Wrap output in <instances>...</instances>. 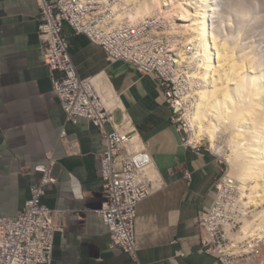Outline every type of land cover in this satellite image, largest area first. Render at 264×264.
<instances>
[{
    "label": "crops",
    "instance_id": "obj_1",
    "mask_svg": "<svg viewBox=\"0 0 264 264\" xmlns=\"http://www.w3.org/2000/svg\"><path fill=\"white\" fill-rule=\"evenodd\" d=\"M38 16L36 0H0V216L23 208L32 168L51 150L57 182L45 187L41 201L62 210L64 228L54 234L50 264H218L200 247L197 214L214 198L222 163L183 144L156 78L121 60L108 63L100 46L74 34L69 52L79 75L104 74L115 93L110 101L115 120L127 115L161 180V187L137 205L138 260L109 246L108 228L97 213L104 202L102 139L83 117L65 121L42 57ZM62 128L71 143L60 141Z\"/></svg>",
    "mask_w": 264,
    "mask_h": 264
},
{
    "label": "bare ground",
    "instance_id": "obj_2",
    "mask_svg": "<svg viewBox=\"0 0 264 264\" xmlns=\"http://www.w3.org/2000/svg\"><path fill=\"white\" fill-rule=\"evenodd\" d=\"M79 2L95 6L100 16L90 32L97 41L106 40L101 38L104 33L123 30L124 36L127 29L144 31L150 24V41L130 40V50L118 48L117 37L107 41H114L116 53L130 55L139 68L162 60L161 52L152 47L161 41L174 53L173 72L179 75L181 90L174 107L180 114L185 109L186 143L196 149L205 140L210 153L219 154L227 165L215 182V201L222 202L221 220L229 240L224 249L255 251L264 243V0ZM79 21L84 23L81 17ZM161 68L167 70L165 65ZM91 81L102 104L112 110L115 93L104 74ZM222 135L225 143L220 145ZM153 165L146 171L158 186L161 180Z\"/></svg>",
    "mask_w": 264,
    "mask_h": 264
},
{
    "label": "built area",
    "instance_id": "obj_3",
    "mask_svg": "<svg viewBox=\"0 0 264 264\" xmlns=\"http://www.w3.org/2000/svg\"><path fill=\"white\" fill-rule=\"evenodd\" d=\"M36 1L39 7L37 34L40 49L44 63L49 69L52 91L58 97L65 112V121L75 123L78 118L83 117L92 123L102 139L103 150L100 162L104 202L97 213L108 228L109 246L119 247L131 259L138 260L135 233L137 205L158 190L161 183L158 186L154 185L152 178L148 176L146 169L153 164L152 156L138 132L134 127L130 128L128 117L121 114V120L117 122L114 108L110 110L102 104L91 77L79 75L69 52L72 34L65 33V28L69 27L76 34L86 35L90 42L100 46L108 63L121 60L131 64L142 74L153 75L170 105L171 121L176 125V130L180 133L184 144L188 140V134L184 130L185 123L180 117V110L174 107L176 99L181 94L179 75L174 74L172 66L176 56L167 45L168 49H166L161 41L156 47H152L156 48L155 53L161 52L162 60L150 64L148 68H139L130 55L116 53L113 47L114 41L111 44L107 41L117 37L120 44L118 48L130 50L132 45L127 44L130 40L142 37L150 41L146 32L150 24H146L144 31L136 28L127 29L124 36H121L123 30L109 35L104 33L101 38L106 40L97 41L95 35L90 34L91 28L96 26L100 18L95 6L81 4L79 0ZM80 17L84 23L79 21ZM156 27L161 28L160 25ZM163 65L166 66V71L162 70ZM59 139L67 143L72 142L66 139L64 128L60 130ZM185 145L195 149L188 143ZM199 147L200 145L196 149ZM55 166L56 158L53 151L49 150L45 153V161L32 168L29 195L23 208L14 216H0V264L51 263L54 234L63 230L64 221L62 210L47 207L42 203L41 198L45 187L57 182L54 174ZM225 171L216 181H219ZM184 176L190 178V173L185 170ZM218 189L215 186L214 200L208 210L197 214L202 251L213 256L218 264H258V261H253V256L261 253L258 248L257 251H225L224 248L229 240L221 220L222 202L215 201V193ZM211 224L214 226H210ZM249 254L251 257H248Z\"/></svg>",
    "mask_w": 264,
    "mask_h": 264
},
{
    "label": "rangeland",
    "instance_id": "obj_4",
    "mask_svg": "<svg viewBox=\"0 0 264 264\" xmlns=\"http://www.w3.org/2000/svg\"><path fill=\"white\" fill-rule=\"evenodd\" d=\"M69 28V27H68ZM69 29H71V28H69ZM70 34H72V35H74V34H76V33H74L72 30H71V32H70ZM256 38V37H255ZM263 45V44H262ZM182 110H183V113H184V111H185V109H183L182 108ZM183 113L180 115V117L182 118V119H184V115H183ZM184 122H185V120H184ZM187 134H188V137H189V131L187 132ZM225 137H226V135H222V137L218 140V144H222L223 145V143H225ZM189 147V146H188ZM191 148V147H190ZM209 146H208V144H207V142L205 141V140H201V144H200V147H199V149H202V150H205V151H207L208 153H210V151H209ZM192 149V148H191ZM208 149V150H207ZM210 154H212V153H210ZM216 154V153H215ZM214 153L212 154V155H214V157L215 158H217L221 163H222V166H223V170L221 171V173H223V171L224 170H226V168H227V165H226V162H224V160L221 158V156L220 157H218L217 155H219V154H217V155H215ZM222 160H221V159ZM220 173V174H221ZM219 174V175H220ZM218 175V176H219ZM217 179V178H216ZM261 244L259 245V246H257L256 248H255V250L257 251V248L258 249H260L261 250V253L259 254V255H257V256H253V261H258V264H264V243L262 244V242H260Z\"/></svg>",
    "mask_w": 264,
    "mask_h": 264
}]
</instances>
